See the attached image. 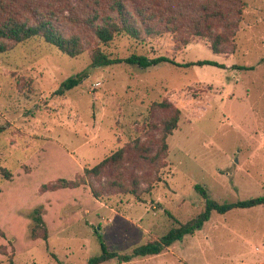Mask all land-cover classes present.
<instances>
[{"label": "rangeland", "instance_id": "obj_1", "mask_svg": "<svg viewBox=\"0 0 264 264\" xmlns=\"http://www.w3.org/2000/svg\"><path fill=\"white\" fill-rule=\"evenodd\" d=\"M38 1L42 10L56 14L61 27L84 37L83 24L72 14L101 15L111 3ZM125 1L164 30L141 40L121 34L102 49L111 57L165 55L178 65L93 66L96 42L87 37L78 57L41 37L0 52V192L12 196L6 210L0 207V264L11 259L14 264H88L102 252V240L111 250L130 254L205 209L197 183L222 203L264 196V0H222L228 21L241 19L235 28L214 26L232 36L225 52H215L191 26L214 0ZM200 60L219 64L184 66ZM79 74L85 76L78 85L56 93L63 81ZM161 102L172 106L155 105ZM175 108L181 115L167 139V157L153 163L131 150L139 140L156 153V124ZM122 146L130 149L127 178L113 167L99 176L84 174ZM61 156L72 160V172H52L51 160ZM5 170L12 173L8 178ZM132 177L140 179V198L106 186L109 179L131 182ZM61 179L81 183L63 186ZM7 183L23 190L6 193ZM36 209L51 229L47 239L32 235ZM102 264H264V206L215 211L201 229L158 255Z\"/></svg>", "mask_w": 264, "mask_h": 264}, {"label": "trees", "instance_id": "obj_2", "mask_svg": "<svg viewBox=\"0 0 264 264\" xmlns=\"http://www.w3.org/2000/svg\"><path fill=\"white\" fill-rule=\"evenodd\" d=\"M214 7L205 5V11L200 12V15L192 20L191 26L194 35L203 36L210 40L212 49L215 52H225L226 46L230 43L232 36L229 33L217 32L214 28L217 22L223 24H232L233 27H238L240 18L228 21V17L222 8V0H214ZM24 3V4H23ZM27 3V4H25ZM244 4V3H242ZM22 5L21 9L17 6ZM41 2L38 0H29L23 2L22 0H0V52H6L15 45L24 42L34 37H41L46 42L55 45L59 50L68 54L71 57H78L86 50L85 37L92 39L96 42V46L92 52V65L93 66H107L111 64L128 63L138 65L140 67H150L164 62H169L178 65L174 59L168 56L160 55L157 57H148L141 54H131L126 58L111 57L102 49V45L111 43L118 35H129L134 39L141 40L144 35L159 34L164 29H156L152 21L147 18L148 15L141 9H130L125 0H111L110 10L104 14L98 11L88 14V17H80L76 15L73 21L77 24H83L82 28L85 32V37L81 32H68L65 28L61 27L56 20V14L50 10L41 9ZM243 9L238 11V15L242 14ZM172 19L176 20V17ZM226 25V26H227ZM228 27V26H227ZM230 28V27H228ZM212 64L218 65L216 61L200 60L197 62L186 63L184 66L190 65H205ZM85 75L71 76L62 82L60 87L56 90L57 94H62L65 90L71 89L78 85ZM158 107H169L168 103H155ZM180 110L175 108L173 113L164 117L156 128L160 132L158 140L159 149L156 153H150L152 150L147 146L143 147L139 140H136L131 145V150H136L140 155L144 156L149 162L159 163L162 158L167 157L169 153L168 137L173 134L178 126L180 120ZM130 149L126 146L120 147L117 151L105 157L101 162L91 168H85L84 174L87 176H99L107 168H115L119 170V177L127 178L125 172V162L127 159V152ZM149 150V152H146ZM53 161L55 164L52 166V172L68 171L72 172L70 164L72 160L67 156H61ZM54 159V158H53ZM65 159V160H64ZM63 161V162H62ZM5 178H8L12 173L4 171ZM30 178L31 175H26ZM27 178V177H25ZM140 180V179H139ZM136 177L131 178V182H124L118 179H109L106 186L108 188H115L123 193H130L137 198L141 197L140 181ZM64 183L63 186H78L81 181H68L61 179ZM9 182V181H7ZM6 193L10 188L15 192H21V187L17 189L15 184H9ZM94 196H100V191L97 188H91ZM195 189L205 199V209L196 215L194 218L186 223L171 228L167 233L157 239L148 241L147 243L136 247L130 254H119L111 250L107 244L102 240V252L89 259L88 264H102L110 259H118L120 262L130 261L133 258H143L151 255L162 253L167 247L171 246L174 242L184 239L185 236L194 234L197 230L201 229L203 225L211 218L213 212L225 214L235 208H252L256 206H264V196H256L245 200H238L230 203H222L210 196L205 186L200 183L195 184ZM27 191V189L25 188ZM3 193L0 192V195ZM4 194V193H3ZM12 196L8 194L0 196V207L4 206L5 210L9 207V199ZM15 199V198H14ZM35 226L32 228V235L36 240L41 238L47 239L51 235V229L46 225V218L41 215L40 210L36 209L34 215ZM19 225V224H18ZM18 225H12V232H15ZM42 230V235H40ZM16 234V233H15ZM15 236V235H14ZM10 264H14L12 259Z\"/></svg>", "mask_w": 264, "mask_h": 264}, {"label": "crops", "instance_id": "obj_3", "mask_svg": "<svg viewBox=\"0 0 264 264\" xmlns=\"http://www.w3.org/2000/svg\"><path fill=\"white\" fill-rule=\"evenodd\" d=\"M158 255V254H157Z\"/></svg>", "mask_w": 264, "mask_h": 264}]
</instances>
